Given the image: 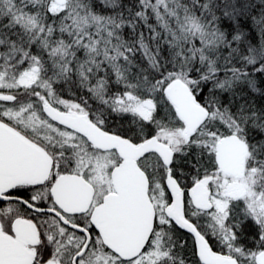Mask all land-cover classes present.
Masks as SVG:
<instances>
[{
  "label": "snow or ice",
  "instance_id": "obj_1",
  "mask_svg": "<svg viewBox=\"0 0 264 264\" xmlns=\"http://www.w3.org/2000/svg\"><path fill=\"white\" fill-rule=\"evenodd\" d=\"M0 264H264V0H0Z\"/></svg>",
  "mask_w": 264,
  "mask_h": 264
}]
</instances>
